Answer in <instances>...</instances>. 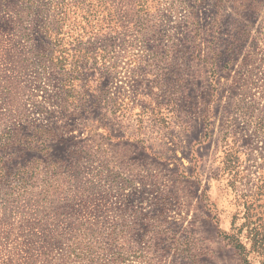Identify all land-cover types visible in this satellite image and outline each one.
Segmentation results:
<instances>
[{
	"label": "rangeland",
	"instance_id": "1",
	"mask_svg": "<svg viewBox=\"0 0 264 264\" xmlns=\"http://www.w3.org/2000/svg\"><path fill=\"white\" fill-rule=\"evenodd\" d=\"M0 264H264V0H0Z\"/></svg>",
	"mask_w": 264,
	"mask_h": 264
},
{
	"label": "trees",
	"instance_id": "2",
	"mask_svg": "<svg viewBox=\"0 0 264 264\" xmlns=\"http://www.w3.org/2000/svg\"><path fill=\"white\" fill-rule=\"evenodd\" d=\"M223 0H215V2L219 3ZM246 214V212H245ZM247 221H248V215L244 216ZM248 223V222H247ZM246 221L243 222L237 229H236V232L233 233V235L231 236H227V238L229 239L230 243L232 244L233 248L235 250H237L238 254L241 255V257L244 258L245 260V257L247 256V253L249 252V248H247L246 244H250V241L252 240L253 241V246L258 244L259 242V246L260 247V242L262 240V238H258L257 239V232L251 228V230H249L248 228H245L247 227V224ZM246 230V234L244 236V239L245 241L242 242L241 241V236H242V232ZM246 261V260H245Z\"/></svg>",
	"mask_w": 264,
	"mask_h": 264
}]
</instances>
